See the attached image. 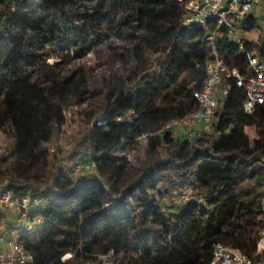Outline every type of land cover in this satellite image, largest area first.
<instances>
[{
	"label": "trees",
	"instance_id": "16d2710c",
	"mask_svg": "<svg viewBox=\"0 0 264 264\" xmlns=\"http://www.w3.org/2000/svg\"><path fill=\"white\" fill-rule=\"evenodd\" d=\"M185 14L177 0H0V129L13 133L19 154L0 171V189L36 201L32 217L44 225L19 237L35 264H100L109 252L116 264H208L216 244L255 257L264 230V200L252 202L264 184V106L245 114L244 91L232 87L195 142L163 130L198 111L193 92L206 79L211 28H184ZM255 28L249 15L247 29ZM244 41L264 61V45ZM215 51L245 71L229 38ZM90 53L105 67L91 89L69 67ZM87 95L99 100L95 119L67 150L64 112ZM142 137L143 165L110 184L113 152ZM82 160L93 173L73 178ZM256 165L255 184L241 185ZM182 193L191 198L168 205ZM66 254L72 258L61 263Z\"/></svg>",
	"mask_w": 264,
	"mask_h": 264
},
{
	"label": "built area",
	"instance_id": "2783aa9c",
	"mask_svg": "<svg viewBox=\"0 0 264 264\" xmlns=\"http://www.w3.org/2000/svg\"><path fill=\"white\" fill-rule=\"evenodd\" d=\"M184 10L182 19L184 28H206L211 30L206 36V41L211 46V52L206 63V79L199 90L193 92V98L198 104V111L184 118L168 122L163 130L171 132L182 129V137L191 139L196 135L197 123L210 124L216 115L219 100L225 98L232 87L244 91L242 110L251 115L258 106H264V61H260L257 55L246 49L245 35L256 30L259 36L261 31L257 28H248L249 15L256 17L262 8L261 0H177ZM236 45L237 49L244 53L246 62L245 71L237 68H229L217 55L215 44L223 38ZM260 45V44H259ZM249 131V132H248ZM252 131V132H250ZM247 139L252 142L257 138L255 127L245 128ZM249 133H252L251 135ZM264 167V163L261 164ZM191 198L190 193L175 195L171 201L175 204H183ZM201 200H197L200 202ZM36 201L28 196H15L9 190L0 189V212L9 210L15 214L16 224L20 229L18 234L10 231L12 239L0 236V264H35L34 257L25 250L24 244L19 240L21 234L31 233L44 225L40 217L33 218ZM261 218L264 219V208ZM5 246V249L1 248ZM72 258V254H66L60 259L61 263ZM100 264H116L117 257L113 252L99 256ZM208 264H264V230L260 234V240L256 244L255 257L251 258L240 250L216 244L213 248L212 258Z\"/></svg>",
	"mask_w": 264,
	"mask_h": 264
},
{
	"label": "rangeland",
	"instance_id": "374dc122",
	"mask_svg": "<svg viewBox=\"0 0 264 264\" xmlns=\"http://www.w3.org/2000/svg\"><path fill=\"white\" fill-rule=\"evenodd\" d=\"M262 1L261 11H264V0ZM257 19V29L264 32V13L260 12L259 15L255 17ZM245 40L255 46L257 44L264 45V39L258 40V35L256 30L248 32L245 36ZM103 48V47H102ZM98 55V54H97ZM96 53H90L84 57H74L71 61L69 67L73 69H79L82 71L84 76H87V85L92 87L93 81H98L104 75L105 67L100 64L103 63L101 58H98ZM55 61L54 58H49L46 60L47 64H52ZM99 105V100L96 97L87 95L75 100L72 105L64 112L65 124L62 127V145L67 150L73 145L75 140L80 136L81 132L85 127L90 126L94 116V110L97 109ZM211 124V123H210ZM210 124L197 123L195 126L197 131H210ZM249 132V131H248ZM252 132V131H250ZM250 135L252 133H249ZM174 137L182 136V129H177L173 131ZM197 137H193L190 140L195 142ZM13 133L8 129H0V171L8 170L13 168L15 161L19 158V154L15 151L13 146ZM149 150L147 141L144 137L138 139L134 144L128 146H122L115 150L111 155L113 160V168L111 172H107L106 179L112 184L114 182L122 183L127 180L137 169H139L145 160L146 154ZM123 158V159H121ZM90 162L87 160L79 161L73 168L74 172L72 174L73 178H78L80 175L92 174L91 167H81V165H88ZM70 165H68L69 167ZM261 172L260 166L256 165L254 168L250 169L240 180L241 185L248 186L254 185L257 175ZM256 196L252 199L253 203L258 200H264V184H260L256 188ZM261 194V197L259 195ZM172 197H168L166 201L168 205H173L171 201ZM2 226L0 228V236L5 239H12L13 235H10V231L14 234H18L20 229L16 224L15 215L9 210H3L2 212ZM12 225L9 231L6 226Z\"/></svg>",
	"mask_w": 264,
	"mask_h": 264
},
{
	"label": "crops",
	"instance_id": "0c3cea01",
	"mask_svg": "<svg viewBox=\"0 0 264 264\" xmlns=\"http://www.w3.org/2000/svg\"><path fill=\"white\" fill-rule=\"evenodd\" d=\"M0 214H2V212H0ZM14 214V213H13ZM3 215V214H2ZM15 215V214H14ZM12 225H8V226H6L7 227V229L9 228V227H11ZM8 230H11V229H8ZM1 248L2 249H5V246L4 245H1Z\"/></svg>",
	"mask_w": 264,
	"mask_h": 264
}]
</instances>
